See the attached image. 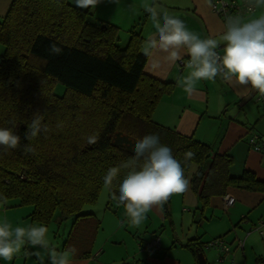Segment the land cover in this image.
I'll list each match as a JSON object with an SVG mask.
<instances>
[{
    "label": "trees",
    "instance_id": "1",
    "mask_svg": "<svg viewBox=\"0 0 264 264\" xmlns=\"http://www.w3.org/2000/svg\"><path fill=\"white\" fill-rule=\"evenodd\" d=\"M118 31L66 0H11L0 19V128H12L21 137L16 149L0 147V196L15 200L11 207L30 206V218L46 226L54 219H72L63 249L73 245L77 258L91 256L100 228L83 207L94 204L103 187L118 205V184L126 170L111 186L103 177L131 157L136 141L146 135L157 134L190 173L200 211L229 187L264 193V181L255 174L230 176V156L152 120L174 83L147 75L143 38L130 32L121 46ZM51 43L62 48L61 55H49ZM56 84L65 88L61 96L53 91ZM37 112L48 131L25 139ZM91 136L95 143L88 142ZM25 145L33 151L25 152ZM189 149L195 157L185 161ZM79 235L85 238L77 243ZM184 246L194 256L202 252L198 239ZM254 264H264V257Z\"/></svg>",
    "mask_w": 264,
    "mask_h": 264
},
{
    "label": "crops",
    "instance_id": "2",
    "mask_svg": "<svg viewBox=\"0 0 264 264\" xmlns=\"http://www.w3.org/2000/svg\"><path fill=\"white\" fill-rule=\"evenodd\" d=\"M232 1L240 2V0ZM66 2L77 8L73 0ZM10 3L11 0H0V19L7 13ZM124 5L127 6V10L120 12V8ZM129 5H134V12L129 10ZM152 5L166 8L175 14L184 21L189 31L198 34L201 38L209 35L218 36L224 30L222 18L211 11L210 0H120L118 5L103 0L94 9H78L88 11L93 21L117 26L119 33L122 27L126 26L128 30L123 33H128V38L130 32L139 34L144 44L149 37L155 35L156 31L149 14L144 11L145 6ZM108 12L114 15L120 13L121 15L116 16L120 22L105 20L104 17ZM260 15H264V7L255 8L242 17L247 20ZM153 58L161 60L159 53L154 57H147L144 72L157 80L172 82L174 86L172 92L163 96L157 104L152 120L207 144L215 154L230 156L233 160L229 168L230 176L239 177L243 171H249L259 180L264 181V106L261 100L264 95L235 82H226L220 77L214 81H199L196 91L189 95L181 86L182 78L190 71L186 66L189 57L184 56L182 65H179V61L175 65H168L161 60V68L158 70L151 68ZM252 135L258 137L259 150H255L248 142ZM189 174L185 173L187 178ZM227 194L234 198L233 205L227 208L223 206L224 196H215L210 199L209 206L200 211L197 199L190 188L186 193L169 198L166 216L161 210L154 208L155 215L160 214L162 218L165 217L171 229L174 225V207L180 209L182 216L183 213H188L190 217H187V220L182 219V227L186 225V232L192 235L184 243L174 244V241H171L169 248L167 247L170 239L166 238V249L160 243L158 252L148 254L136 264H198L197 256L184 246L193 239L201 242V253L206 264H254L255 259L264 257V193L229 187ZM30 213L31 209L23 206L0 207V219H7L13 228L36 224V221L30 218ZM193 225L197 227L193 228ZM84 238V235H79L74 241L78 243ZM216 238H220L229 246L230 253H222L216 248L207 246L209 241ZM64 243L65 241L60 251L64 250ZM238 244H242V248H239ZM178 245L186 249L190 255L173 258L170 249ZM29 246L22 248L21 253L10 261L0 259V264H50L46 251L30 244ZM34 248L37 250V256ZM93 248L90 249L92 252L88 258L71 257V264H89L91 260L98 259L101 253H94ZM217 258H221L223 262L218 263Z\"/></svg>",
    "mask_w": 264,
    "mask_h": 264
},
{
    "label": "clouds",
    "instance_id": "3",
    "mask_svg": "<svg viewBox=\"0 0 264 264\" xmlns=\"http://www.w3.org/2000/svg\"><path fill=\"white\" fill-rule=\"evenodd\" d=\"M103 0H73L80 9H94ZM118 5L120 0H109ZM250 8L264 7V0H247ZM130 11H135L129 5ZM144 11L155 28V35L143 44L146 57L159 53L161 60L168 65L183 62L187 55L189 60L188 74L182 78L181 86L191 95L196 91L199 81H214L220 77L226 82L250 88L264 95V15L245 20L242 16L229 15L224 30L218 36L209 35L201 38L187 29L183 20L166 8L158 5L146 6ZM62 48L56 43L48 47L49 55H61ZM161 60L153 58L151 68H161ZM44 116L34 114L28 126L25 139L36 137L40 132H47L48 127L42 124ZM89 143H95L91 136ZM21 137L12 128H0V147L16 149ZM25 152H32L28 145ZM133 155L116 167H110L103 177L106 186H111L122 170L123 178L119 180L118 204H123L129 222L139 227L146 219V214L154 208L163 210V206L173 195L186 193L190 180L185 175L181 161L172 150L160 142L157 134L146 135L136 141ZM195 153L189 149L184 153V160L191 161ZM7 204V198L0 196V207ZM39 247L49 255L50 264H71V257L77 253L74 246L58 251L51 244L49 229L43 223L15 228L7 221L0 219V259L10 261L21 253L26 245Z\"/></svg>",
    "mask_w": 264,
    "mask_h": 264
},
{
    "label": "rangeland",
    "instance_id": "4",
    "mask_svg": "<svg viewBox=\"0 0 264 264\" xmlns=\"http://www.w3.org/2000/svg\"><path fill=\"white\" fill-rule=\"evenodd\" d=\"M126 10V5L120 8V12ZM118 15L121 14L117 13L114 15V13L112 14L111 12H108L104 19L109 20V22H120L116 17ZM127 30V27L123 26L122 31L119 33L120 41L118 44L121 46L126 45L128 41V33H123V31ZM3 50V46L0 45V54ZM53 91L55 95L61 96L64 93L65 88L61 84H56ZM15 202V200H9L4 206L11 207ZM114 203L115 202L111 200L107 189L103 187L99 192L97 201L92 205H85L83 207V213H92L100 222V228L94 240L93 251H95L94 253L100 252L101 254L98 259L91 260L89 264H136L137 261L146 258L148 254H150L149 251L144 250V247L146 244L145 242H149L153 237L160 238V243L163 244V246H165V239H170L167 247L169 248L171 241H174V244H178V242L184 243L192 235L191 233L188 235L186 232V225L182 227V219L185 218V220H187V217H190V215L188 213H183L184 216H182L178 207H176L177 209H175V207L173 209V229L169 227V221L166 220L165 217L162 218L160 214L155 215L153 210L146 214V219L139 227H135L130 224L123 204L116 205ZM23 207L29 210L31 209L32 212L30 206ZM164 216H166V214H164ZM185 220L184 222L187 224V221ZM71 221L72 219H67L59 223L58 220L54 219L47 225L51 244L59 251L66 239ZM35 223L36 225L40 224H38V222ZM195 227L197 226L193 225V228ZM182 230L183 232H181ZM34 252H36L37 256L38 253L35 248ZM170 254L173 258L182 255L188 257L190 255L189 252L183 247L181 248L180 245L170 249ZM30 256H32V254Z\"/></svg>",
    "mask_w": 264,
    "mask_h": 264
},
{
    "label": "built area",
    "instance_id": "5",
    "mask_svg": "<svg viewBox=\"0 0 264 264\" xmlns=\"http://www.w3.org/2000/svg\"><path fill=\"white\" fill-rule=\"evenodd\" d=\"M211 11L215 15L222 18L223 24L225 25L226 18L229 15L232 16H241L245 13L252 12L254 9L250 8L247 0H241V2L236 3L234 1L229 2L226 0H210ZM183 62L179 61V65H182ZM264 106V96L261 97ZM258 137L256 135H252L248 142L255 149L259 150L260 146L257 143ZM234 198L231 195H225L223 200L224 208H227L233 205ZM208 247L216 248L219 252L222 253H230L229 246L220 238L213 239L207 243ZM239 248H242V244H238ZM144 250L149 251L150 254H154L160 250V239L158 237H153L149 242L146 243ZM216 261L218 263H222L223 260L221 258H217ZM234 264V263H231Z\"/></svg>",
    "mask_w": 264,
    "mask_h": 264
},
{
    "label": "water",
    "instance_id": "6",
    "mask_svg": "<svg viewBox=\"0 0 264 264\" xmlns=\"http://www.w3.org/2000/svg\"><path fill=\"white\" fill-rule=\"evenodd\" d=\"M197 259H198V264H206L205 259H204L203 255H202V253H199L197 255Z\"/></svg>",
    "mask_w": 264,
    "mask_h": 264
}]
</instances>
